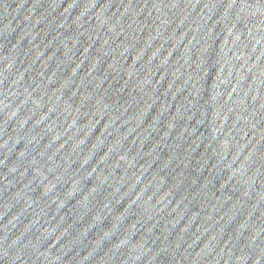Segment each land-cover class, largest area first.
<instances>
[{"label": "water", "instance_id": "water-1", "mask_svg": "<svg viewBox=\"0 0 264 264\" xmlns=\"http://www.w3.org/2000/svg\"><path fill=\"white\" fill-rule=\"evenodd\" d=\"M0 264H264V0H0Z\"/></svg>", "mask_w": 264, "mask_h": 264}]
</instances>
